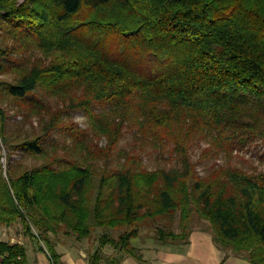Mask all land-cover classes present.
<instances>
[{
    "label": "trees",
    "instance_id": "1",
    "mask_svg": "<svg viewBox=\"0 0 264 264\" xmlns=\"http://www.w3.org/2000/svg\"><path fill=\"white\" fill-rule=\"evenodd\" d=\"M0 31V74L16 73L0 94L38 125L7 137L0 110V141L43 161L9 160L5 176L0 165V224L19 221L49 264H61L49 234L81 240L97 228L108 232L87 264H142L131 241L144 222L178 215L179 232L156 228L155 240L187 245L196 215L216 247L264 264V173L200 177L189 155L200 140L202 162L264 138V0H0ZM21 51L42 57L7 69ZM71 111L86 113L87 128L63 120ZM56 131L62 146L47 148ZM126 131L139 152L168 150L177 166L147 170L123 153L108 168ZM106 246L122 255L105 256ZM0 264H28L25 246L0 241Z\"/></svg>",
    "mask_w": 264,
    "mask_h": 264
},
{
    "label": "rangeland",
    "instance_id": "2",
    "mask_svg": "<svg viewBox=\"0 0 264 264\" xmlns=\"http://www.w3.org/2000/svg\"><path fill=\"white\" fill-rule=\"evenodd\" d=\"M18 1L22 2L23 0ZM3 41L5 43V38L3 37V34L0 31V47L2 46L1 44L3 43ZM41 57V55L33 52L30 54L29 52L21 51L11 58V64L9 65L10 67L8 66L7 69L12 68V66L16 67L15 69H21L22 66L27 64L28 60L34 62L35 60ZM28 65L29 63L26 66ZM14 74L16 73L6 72L4 74H0V82H13L15 79ZM53 104L54 106H56V103ZM15 105L16 104H14L12 101L6 99L3 95L0 94V110L4 112V117L6 118L7 137H14L13 139L18 138V141H20L27 135L32 136V134L36 132L38 125L35 118H32V120L29 121L28 119H25L16 110ZM93 110H95L96 112H100L101 108L95 106ZM62 118L67 123L71 122L77 124L80 128H87V115L82 111H71L68 115H63ZM64 137L66 136L63 133H61L60 131H56L49 137L48 142L45 143V146L49 148L54 142L55 144H57L58 147H60L62 146ZM8 144H10V142ZM105 145L106 144L104 140L98 141V146L100 148H104ZM206 145L207 143L202 140H200L199 142L197 141L193 144L189 151V155L192 162L196 164V173L200 177H204L205 175H207V173L212 170L211 168H235L240 169L249 174L264 173V138H257L251 143H248L245 147L240 150L236 151V149H234L230 154L221 152L214 158H210L201 162L200 156L202 151L206 149ZM123 153L140 154L139 156H141L142 166L144 169L147 170H154L159 168L169 169L171 167L177 166L175 159L173 157H170L168 150H163L155 153L152 152L151 149L145 148L143 151L139 152L138 147L134 142V135L132 131H126L124 133L122 140L119 142L115 151L112 153L110 160L108 161V168H113V170L119 169L124 159L122 156ZM9 154L11 155L10 159L8 157ZM9 160L10 165H13L15 169H17L18 166H20L21 169H29L43 162L41 159L28 155L20 150H17L13 153L12 151H9L6 148L5 144L0 141V165L1 171H3V175L7 171ZM100 167H102V165H100ZM156 228L170 229L174 233H178V215L172 218L158 217L156 219L144 222L140 229L139 237L137 239H133L131 241V244L134 247L138 248L141 251V254H143V251L146 248H160L162 252L167 251V249H171L174 252H185V250L187 249L185 247L186 245H183L181 243L171 244L167 246L159 245L155 240ZM189 228L192 232H204L207 233L209 236H211L212 234L211 226L209 225V223L200 219L196 215L192 216ZM107 232V230L97 228L96 230H93V232L87 239L78 240L75 238V236L71 234L66 235L63 233L62 230H59L55 235L49 234V239L51 243L55 246L56 252L61 255H64L66 253H69L70 255H76L79 252L80 254H83V256L87 257L89 253H91L98 247L97 240L99 235L101 233ZM33 233L36 234L34 230ZM118 233L119 232H111V235L115 237ZM0 241L9 243H19L25 246L27 250L28 264H49L48 260L45 259L46 254L43 252L45 249L44 244L39 240L31 238L29 235H26L23 232L22 224L19 221L11 224L10 226L0 224ZM40 247L43 249V251L40 249ZM163 247L167 249L164 250ZM209 248V250H211V247ZM219 249L218 253L222 255V257L225 256L222 251L228 254H234L229 249ZM201 250L203 251V253L200 251L201 258L207 255L210 256V251L207 252L204 248H201ZM103 254L105 256L122 255L114 251L110 246H106L103 249ZM63 255L61 260L62 264H69V262L64 259ZM144 255L147 259L153 256L152 253H150L149 256L148 253H144ZM234 255L245 257L246 253ZM85 264H87V261H85ZM229 264H233V262Z\"/></svg>",
    "mask_w": 264,
    "mask_h": 264
},
{
    "label": "crops",
    "instance_id": "3",
    "mask_svg": "<svg viewBox=\"0 0 264 264\" xmlns=\"http://www.w3.org/2000/svg\"><path fill=\"white\" fill-rule=\"evenodd\" d=\"M212 243H213L212 237L209 236L207 233L191 232L189 236V243L185 246L187 249L185 250L184 253L179 252V251L174 252L171 249L169 250L164 247H163L164 250L167 249V251L162 252L160 248H152V249L146 248L142 254L143 260H144L142 264H193V263L195 264H229L231 262H233V264H251L249 261H247V259L244 256L228 254L224 251L222 252L225 254V256L222 257V255L218 253L219 248H217L214 245V243L213 244ZM209 247H211V250H209L210 249ZM214 247L216 248L217 252ZM201 248H204L205 251L207 252L210 251L209 253L210 256L207 255L201 258V252L203 253ZM41 250L43 251V249ZM144 253L145 254L148 253V256L150 253H152L153 256L147 259ZM62 255H61V260H62ZM63 256H64V259H66L67 262H69V264H85V261H87V257L83 256V254H80L79 252L76 255L74 254L70 255L69 253H66ZM45 259L48 260L47 255L45 256ZM151 261H154V262H151ZM48 263H49V260H48ZM61 264H62V261H61ZM120 264H139V263L131 257H123Z\"/></svg>",
    "mask_w": 264,
    "mask_h": 264
}]
</instances>
